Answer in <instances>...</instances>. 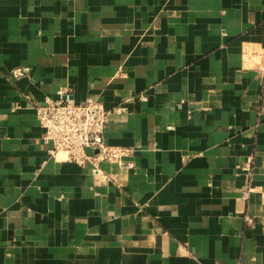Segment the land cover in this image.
Segmentation results:
<instances>
[{
    "label": "crops",
    "instance_id": "0c3cea01",
    "mask_svg": "<svg viewBox=\"0 0 264 264\" xmlns=\"http://www.w3.org/2000/svg\"><path fill=\"white\" fill-rule=\"evenodd\" d=\"M66 94L124 161L49 153ZM0 264H264V0H0Z\"/></svg>",
    "mask_w": 264,
    "mask_h": 264
},
{
    "label": "built area",
    "instance_id": "2783aa9c",
    "mask_svg": "<svg viewBox=\"0 0 264 264\" xmlns=\"http://www.w3.org/2000/svg\"><path fill=\"white\" fill-rule=\"evenodd\" d=\"M35 108L43 127V142L54 157L63 153L80 164L97 165L100 161H124L131 152L127 147L106 142L105 129L111 109L98 99L88 97L76 102L66 94L58 99L46 97Z\"/></svg>",
    "mask_w": 264,
    "mask_h": 264
}]
</instances>
